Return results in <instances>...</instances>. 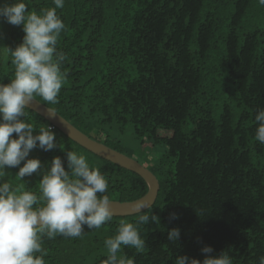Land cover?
<instances>
[{
  "label": "trees",
  "instance_id": "obj_1",
  "mask_svg": "<svg viewBox=\"0 0 264 264\" xmlns=\"http://www.w3.org/2000/svg\"><path fill=\"white\" fill-rule=\"evenodd\" d=\"M25 2L38 13L54 7L52 0ZM57 14L66 25L57 50L66 55L61 68L67 83L58 103L35 99L131 158L121 144L126 135L156 150L144 166L159 189L144 213L113 216L99 229L85 225L81 237H44L45 264H102L104 241L116 234L119 221L151 213L159 224L150 218L138 225L143 250L122 246L118 256L135 264H174L178 255L203 260L201 249L209 245L215 254L228 253L233 264H259L264 144L255 139V115L264 109V6L258 0H64ZM24 35L22 25L5 29L2 83L14 78L8 48ZM26 112L37 128L50 125L56 134V148L37 146L29 153L43 169L60 156L68 170L66 153L76 151L100 168L111 200L132 201L147 192L137 173L83 148L33 110ZM23 163L7 169L5 179L39 195L42 172L20 180L16 173ZM172 228L180 229L178 241L167 239Z\"/></svg>",
  "mask_w": 264,
  "mask_h": 264
},
{
  "label": "clouds",
  "instance_id": "obj_2",
  "mask_svg": "<svg viewBox=\"0 0 264 264\" xmlns=\"http://www.w3.org/2000/svg\"><path fill=\"white\" fill-rule=\"evenodd\" d=\"M54 7L29 11L25 0H5L0 4V17L9 24L23 26V40L15 48H8L15 66L14 78L0 82V264H45L47 250L42 247L44 237L57 235L81 237L84 226L99 229L114 215L112 200L106 194L109 184L99 167L90 166L83 153L68 151L67 169L60 156H55L50 167L43 169L39 158H28L37 146L44 151L56 148L55 132L50 125L39 128L27 119L26 109L36 96L50 104L58 103V94L67 83L62 71L66 55L57 50L65 23L57 14L64 0H52ZM264 6V0H258ZM258 127L255 139L264 144V109L255 115ZM13 133L16 134L13 137ZM19 167L16 176L24 180L42 172L39 195L5 179L7 169ZM148 202L134 206L144 213ZM176 218V214H171ZM159 224V217L141 214L135 222L120 220L114 236L105 239L107 258L102 264H135L134 259L118 256L122 246L142 251L145 239L138 225L149 219ZM179 228H172L167 239L178 241ZM203 260L178 255L174 264H233L228 253L215 254L211 246L201 249ZM264 264V256L259 260Z\"/></svg>",
  "mask_w": 264,
  "mask_h": 264
},
{
  "label": "water",
  "instance_id": "obj_3",
  "mask_svg": "<svg viewBox=\"0 0 264 264\" xmlns=\"http://www.w3.org/2000/svg\"><path fill=\"white\" fill-rule=\"evenodd\" d=\"M29 109L33 110L45 120H47L52 126L60 130L71 140L92 152L93 154L100 156L110 162L115 163L118 166H121L125 169L133 171L141 176L147 184V192L132 201H117L112 200V208L114 211L113 216H126L138 213L134 209V206L139 202H148L149 205H152L156 199L157 192L159 189V184L153 173L139 163L134 158H131L115 149L108 147L102 142L96 141L85 133L77 129L69 121L59 115L56 111L50 107L44 105L40 101L34 98V101L31 102ZM147 209V208H145ZM144 209V210H145Z\"/></svg>",
  "mask_w": 264,
  "mask_h": 264
},
{
  "label": "rangeland",
  "instance_id": "obj_4",
  "mask_svg": "<svg viewBox=\"0 0 264 264\" xmlns=\"http://www.w3.org/2000/svg\"><path fill=\"white\" fill-rule=\"evenodd\" d=\"M3 1L2 3H4ZM7 2L11 3V0H7ZM1 3V4H2ZM9 23L2 17H0V55L5 56L6 50L3 43V36L5 33V29ZM124 140L121 143L124 147H126L125 150H123L124 153H131L133 154V157L138 160L140 163L143 164V166L150 165V160L155 158L156 150L150 149L148 146H144L143 148L137 146L129 137V135L124 136ZM149 161V162H148Z\"/></svg>",
  "mask_w": 264,
  "mask_h": 264
}]
</instances>
